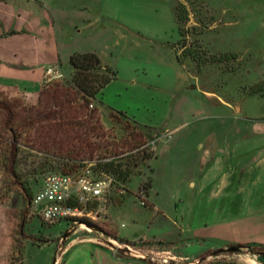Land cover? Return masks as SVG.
Wrapping results in <instances>:
<instances>
[{
  "label": "rangeland",
  "instance_id": "obj_1",
  "mask_svg": "<svg viewBox=\"0 0 264 264\" xmlns=\"http://www.w3.org/2000/svg\"><path fill=\"white\" fill-rule=\"evenodd\" d=\"M43 1L51 5L64 39L94 49L105 63L102 72L107 67L117 74L104 103L100 94L92 105L110 144L100 159L130 176L80 208L81 215L52 225L31 215L18 185L0 178V264H63L69 248L86 239L120 258L152 264H264L260 248L213 255L227 243L195 230L198 189L191 184L203 171L200 144L222 157L235 135L264 129V0ZM52 68L43 89L73 85V67ZM23 143L30 144L26 136ZM148 153L157 154L152 174L150 160H142ZM34 161L40 162L33 155L30 167L20 166L31 199L46 177L62 175L56 161L46 172L31 173ZM96 161L68 176L93 169ZM147 195L163 213L147 209ZM254 224L247 222V233ZM117 233L136 245L121 244Z\"/></svg>",
  "mask_w": 264,
  "mask_h": 264
},
{
  "label": "crops",
  "instance_id": "obj_2",
  "mask_svg": "<svg viewBox=\"0 0 264 264\" xmlns=\"http://www.w3.org/2000/svg\"><path fill=\"white\" fill-rule=\"evenodd\" d=\"M62 30L63 27L56 23L51 5L43 0H0V95L36 105L40 100L47 69L66 65L71 70L70 57L75 53L94 52L104 63L94 49L64 39ZM113 82L115 80L102 90V102L104 91ZM123 112L137 122L126 111ZM263 130L235 135L236 139L222 157L212 154L210 148L199 145L203 171L197 186L191 183L198 189L195 194V230H206L211 239L223 240L227 243L225 248L231 245L264 244ZM156 153L150 160L151 174ZM147 202L151 207L147 209L163 213L149 195ZM251 218L255 224L249 234L246 225ZM117 235L127 240L120 233ZM215 249L218 248L214 246L210 250ZM63 264L152 263L120 258L112 248L86 239L69 248Z\"/></svg>",
  "mask_w": 264,
  "mask_h": 264
},
{
  "label": "trees",
  "instance_id": "obj_3",
  "mask_svg": "<svg viewBox=\"0 0 264 264\" xmlns=\"http://www.w3.org/2000/svg\"><path fill=\"white\" fill-rule=\"evenodd\" d=\"M70 64L74 69L73 85L57 83L44 87L42 97L34 106L0 95V178H8L11 185H18L27 202L31 200V189L22 180L20 166L30 167L29 158L33 155L40 162L34 161L38 165L29 171L31 173L46 172L47 167L56 161L62 166V175L68 176L84 168V162L97 160L92 169L95 174L117 175V180L123 182L130 176V171H121L119 164L100 159L99 153L110 144L106 143L107 133L101 124L98 108H90L102 90L116 80L117 74L111 73L107 67V74L102 72L101 59L94 52L75 53L70 57ZM112 110L126 116L121 111ZM24 136L30 144L23 143ZM24 149L29 150L28 155ZM154 156L148 153L142 160H151ZM147 187L149 189L150 184ZM114 238L127 246L136 245V242ZM230 247L264 250L263 246L257 245Z\"/></svg>",
  "mask_w": 264,
  "mask_h": 264
},
{
  "label": "built area",
  "instance_id": "obj_4",
  "mask_svg": "<svg viewBox=\"0 0 264 264\" xmlns=\"http://www.w3.org/2000/svg\"><path fill=\"white\" fill-rule=\"evenodd\" d=\"M49 72L52 73L53 70L50 69ZM92 107L93 105H90V108ZM150 144L147 143L140 149H147ZM107 161L109 159L104 160ZM91 172L93 173L92 169L87 168L83 174L76 177L65 175L46 177L42 188L29 201L31 215H36L47 225L57 223L61 219L76 217L82 214L80 208L104 197L112 186L119 184V181L110 174L98 173L97 178H93L89 177ZM143 191L144 188L141 187L139 197L143 195ZM141 204L144 206V202Z\"/></svg>",
  "mask_w": 264,
  "mask_h": 264
},
{
  "label": "water",
  "instance_id": "obj_5",
  "mask_svg": "<svg viewBox=\"0 0 264 264\" xmlns=\"http://www.w3.org/2000/svg\"><path fill=\"white\" fill-rule=\"evenodd\" d=\"M239 251H240V248H238V247H228L225 249L217 250L216 252L213 253V255L216 256V255L223 253V252H239Z\"/></svg>",
  "mask_w": 264,
  "mask_h": 264
}]
</instances>
